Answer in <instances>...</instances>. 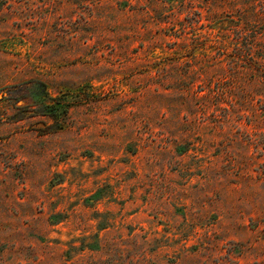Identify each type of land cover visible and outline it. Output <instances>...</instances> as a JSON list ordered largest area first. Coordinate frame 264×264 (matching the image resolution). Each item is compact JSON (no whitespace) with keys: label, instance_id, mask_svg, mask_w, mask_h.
<instances>
[{"label":"rangeland","instance_id":"obj_1","mask_svg":"<svg viewBox=\"0 0 264 264\" xmlns=\"http://www.w3.org/2000/svg\"><path fill=\"white\" fill-rule=\"evenodd\" d=\"M0 264H264V0H0Z\"/></svg>","mask_w":264,"mask_h":264},{"label":"trees","instance_id":"obj_2","mask_svg":"<svg viewBox=\"0 0 264 264\" xmlns=\"http://www.w3.org/2000/svg\"><path fill=\"white\" fill-rule=\"evenodd\" d=\"M67 102H58L56 104H52V105H49V108L51 109V114L53 117H57V111L58 110V107H61L63 106V104H66Z\"/></svg>","mask_w":264,"mask_h":264}]
</instances>
